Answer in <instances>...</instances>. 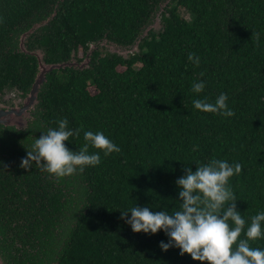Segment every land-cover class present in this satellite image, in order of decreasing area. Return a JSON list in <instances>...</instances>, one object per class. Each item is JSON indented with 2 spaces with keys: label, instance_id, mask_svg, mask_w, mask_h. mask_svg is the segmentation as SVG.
I'll use <instances>...</instances> for the list:
<instances>
[{
  "label": "trees",
  "instance_id": "1",
  "mask_svg": "<svg viewBox=\"0 0 264 264\" xmlns=\"http://www.w3.org/2000/svg\"><path fill=\"white\" fill-rule=\"evenodd\" d=\"M162 2L159 29L140 36ZM52 13L23 39L45 63L70 61L79 48L86 54L101 40L120 47L136 42V51L123 57L92 50L81 68L51 69L26 127L0 124L4 263L202 264L179 248L163 251L160 243L170 239L163 230L134 233L121 212L180 210L176 181L213 158L242 165L228 186L245 220L240 239H246L251 218L264 213V0H0V95L9 89L23 97L29 90L37 61L20 51L19 36ZM194 82H204L202 93L192 91ZM221 93L234 116L195 109L194 100L214 103ZM61 119L69 130L82 128L65 141L70 150L78 152L84 132L92 131L121 151L105 157L89 146L100 163L61 179L35 162L21 168L35 139ZM261 230L251 248L264 250V222Z\"/></svg>",
  "mask_w": 264,
  "mask_h": 264
},
{
  "label": "clouds",
  "instance_id": "2",
  "mask_svg": "<svg viewBox=\"0 0 264 264\" xmlns=\"http://www.w3.org/2000/svg\"><path fill=\"white\" fill-rule=\"evenodd\" d=\"M251 38L257 43L260 39L258 33H253ZM188 59L199 66L200 59L195 53H189ZM204 88V82L192 85L196 94L202 93ZM227 100L228 96L221 93L214 103L196 99L193 104L201 112L232 117L235 113L228 108ZM57 124L58 128H49L35 139L32 149L27 150L26 157L21 160V168L29 170L35 162L37 168L61 179L77 172L83 173L85 167L100 163L99 152L89 154V146L102 151L105 157L121 151L103 132L92 131H85L86 143L78 152L72 151L66 147L65 141L79 136L82 128L69 130L67 119L58 120ZM241 171L240 163L230 165L227 161L213 158L207 164L198 165L195 172L188 168L186 175L176 181L181 189L180 210L170 215L165 211L153 212L148 207L134 206L121 212V219L131 226L134 233L156 234L163 230L170 238L168 243H160L163 251L176 247L180 249L181 256L188 254L202 264H264V250L249 245V241L262 237L264 213L251 218L246 239H240L245 220L236 208L237 199L228 185L229 179ZM129 212L130 219L127 218ZM229 221L234 227H230Z\"/></svg>",
  "mask_w": 264,
  "mask_h": 264
},
{
  "label": "water",
  "instance_id": "3",
  "mask_svg": "<svg viewBox=\"0 0 264 264\" xmlns=\"http://www.w3.org/2000/svg\"><path fill=\"white\" fill-rule=\"evenodd\" d=\"M53 15H49L41 22H37L34 25H32L29 29H27L25 32L20 34L19 41H18V47L20 51L27 52L30 54H34L37 61V72L35 74V77L33 79V82L31 83V86L27 93L22 98V103L19 106H10L8 108H0V124L4 126H13L15 128H25L27 124V120L22 119V116L26 113L29 114V110L33 107V105L36 102V94L38 87L44 80L45 73L49 72L51 69L59 68L63 66H74L76 65L73 61H67V62H60V63H45L42 61V55L39 52V54H36L38 49L36 50H27L24 46L23 39L26 34L31 32L33 28L38 27L40 25H43L46 23V21ZM146 32V31H145ZM145 33H141L140 36H143ZM136 46V42H135ZM73 54V53H72ZM88 57L86 61H81L77 65L79 68L82 66H85L87 64ZM0 264H5L1 254H0Z\"/></svg>",
  "mask_w": 264,
  "mask_h": 264
},
{
  "label": "rangeland",
  "instance_id": "4",
  "mask_svg": "<svg viewBox=\"0 0 264 264\" xmlns=\"http://www.w3.org/2000/svg\"><path fill=\"white\" fill-rule=\"evenodd\" d=\"M165 5V2H162L159 6V9L157 11V13L155 14V16L153 17L152 21L150 22V24L142 31V33H145V31L149 28L154 29V30H158L160 27V23H159V13L163 10V6ZM180 15L185 18L188 19L189 18V13L181 8L178 9ZM88 51L86 54H83L82 50L79 48L74 55H72L71 60L73 61L75 64L81 62V61H86L88 54L90 51L95 50L98 52L99 55L102 54H112L115 53L117 55H121L123 57L128 56L129 54H131L132 52L136 51V46H135V42L128 46V47H120L117 45H114L113 43H109L105 40H101L95 44H89L88 46ZM40 51H37L36 54H39ZM75 66V65H74ZM118 69H121V67H119ZM88 90L92 93L93 92V88L92 87H88ZM22 98L20 97V95L14 91V90H9L6 89L3 91V93L0 95V108H8L10 106H19L22 103ZM22 119L28 120L29 119V114L26 113L25 115L22 116Z\"/></svg>",
  "mask_w": 264,
  "mask_h": 264
},
{
  "label": "flooded vegetation",
  "instance_id": "5",
  "mask_svg": "<svg viewBox=\"0 0 264 264\" xmlns=\"http://www.w3.org/2000/svg\"><path fill=\"white\" fill-rule=\"evenodd\" d=\"M84 54V53H83ZM77 65V64H76Z\"/></svg>",
  "mask_w": 264,
  "mask_h": 264
}]
</instances>
